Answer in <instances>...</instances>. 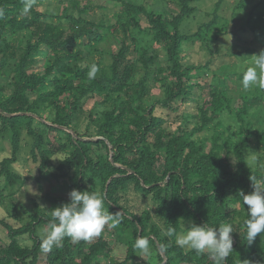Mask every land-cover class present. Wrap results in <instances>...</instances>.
Listing matches in <instances>:
<instances>
[{"label":"trees","instance_id":"16d2710c","mask_svg":"<svg viewBox=\"0 0 264 264\" xmlns=\"http://www.w3.org/2000/svg\"><path fill=\"white\" fill-rule=\"evenodd\" d=\"M42 1L0 0V139L11 147L9 155L0 149V206L10 201L0 217V264H100L102 258L103 264H215L207 253L175 243L193 223L233 226L224 264H264V234L249 244L239 196L253 191L251 178L264 180V128L252 112L264 107V92L229 93V76L242 80L244 70L218 65L219 74L206 78L221 57L217 39L227 27L213 41L207 36L226 0H172L174 12L117 0L125 17L114 24L88 20L91 2L61 0L55 15L37 11ZM248 2L239 0L232 15ZM25 3H31L27 14ZM261 6L264 0L253 10ZM200 17L195 32L184 30V21ZM134 31L150 34L151 46L140 45ZM113 37L116 47L95 49L99 71L89 78L92 65L79 66L85 54L74 44L91 50ZM196 43L209 57L203 64L185 62L186 47ZM155 88L161 93L153 98ZM27 162L39 191L43 182H56L43 200L28 204L15 201L14 189L26 178L13 168ZM73 189L100 193L110 213L121 211L122 223L44 251L51 211L68 203ZM106 234L127 238L123 260L111 256ZM139 237L153 251L142 261Z\"/></svg>","mask_w":264,"mask_h":264},{"label":"rangeland","instance_id":"374dc122","mask_svg":"<svg viewBox=\"0 0 264 264\" xmlns=\"http://www.w3.org/2000/svg\"><path fill=\"white\" fill-rule=\"evenodd\" d=\"M61 0H44L42 2L37 3V11L40 13H48V14H58L61 10V5L59 3ZM69 1V0H63ZM128 3L132 4H140L145 6L146 8H155L165 12L169 11H176L177 6L172 0H125ZM239 0H226L224 6L221 10V18L218 21L217 26L213 27L207 37L213 41L214 36L220 33L222 30V26L225 25L227 27L226 31L217 39V43L220 48L221 57L217 58L213 61L211 66V70L209 75L206 76L207 79H211L213 72L219 74V71L216 70V67L221 65V69L228 71V72H242L246 70L249 66L252 65L253 60L252 56L258 55L262 50H264V6L256 8L253 10L255 4L258 0H249L248 4L241 9L236 10L232 15L233 8L238 3ZM88 2H91L95 7L92 10L88 11L87 16H85L88 20L98 21L102 19L104 23L114 24L120 17H125V10L121 3L117 0H82L80 2L81 5H84ZM253 10L252 14L250 11ZM197 18V17H196ZM203 18L200 17L196 21L186 20L183 23L184 30H190V32H195L197 29V24L202 22ZM207 22L208 20L205 19ZM144 24V21H141ZM257 28V29H251ZM134 36L140 40V45L148 47L151 46V36L150 34H137L134 31ZM105 43V44H104ZM119 41L113 37L108 38L106 41H102L98 46L95 45L94 48L91 50H87L83 47L80 43L74 44L75 51H83L85 54L83 61L79 64L80 67H84L85 65H93L98 55L96 54L95 49L105 47L107 44L111 45V47H116ZM157 49L159 54V61H164V54L161 49L159 48H151ZM186 59L185 62L191 64H203L205 60L209 57L205 55V53L201 49V45L196 43L194 45H188L186 47ZM242 80H237L234 76H229L227 83L228 89L230 90V94L232 96H236L238 92H248V91H256L257 89L262 90L264 92V88L253 85L249 89H244L242 85ZM234 82V83H233ZM161 90L155 88L152 90V97L156 98L159 97ZM264 102V98H263ZM89 106L91 104L89 103ZM255 113L256 117L262 122V125L256 124L257 127L264 128V107L256 108L252 110ZM170 121L174 123V115L170 114ZM175 125L170 124L169 129H174ZM52 136V134H51ZM0 149H2L6 154L11 153V147L6 139H0ZM2 155H0V159ZM25 164H14L13 168L17 173H21L22 176L26 178L25 185L18 190L19 187H16L14 190L18 191L15 195V201L26 203L30 198L37 197L41 200L45 193L49 192L51 187L56 184L54 180H50L49 182H43V190L39 191L36 185V182L31 177L33 174L36 176V171L31 169V164L29 162ZM31 172V176H30ZM4 193H7L4 191ZM67 195V192H65ZM58 194V193H56ZM43 200V199H42ZM14 202L15 204H18ZM10 208V201H4L3 204L0 206V217L4 216L6 211H9ZM11 211V210H10ZM12 221V220H10ZM13 223V221H12ZM109 234V233H108ZM108 234L104 235L108 237L109 245L111 248V256L121 261L125 256L126 251V237L125 236H113L110 237ZM0 238L5 239V234L2 229H0ZM153 254V251H151ZM150 254V255H151ZM148 255L140 254L136 260L142 261L147 259ZM106 263V259L102 258L100 260V264Z\"/></svg>","mask_w":264,"mask_h":264},{"label":"clouds","instance_id":"9594fccd","mask_svg":"<svg viewBox=\"0 0 264 264\" xmlns=\"http://www.w3.org/2000/svg\"><path fill=\"white\" fill-rule=\"evenodd\" d=\"M31 3H25L24 12L27 14ZM3 12L0 11V16ZM253 63L242 74V85L249 89L253 85L264 88V50L252 56ZM99 71L93 64L88 73L94 78ZM253 191L249 194L239 193L243 206H247V219L244 221L246 237L251 244L258 235L264 234V180L251 178ZM69 202L62 203L51 211L52 220L47 231L42 236L41 247L50 251L52 247L59 246L65 238L74 241H89L99 236L106 226L115 228L122 223V213H110L105 207L104 197L98 192L78 191L73 189L69 194ZM184 227V226H183ZM233 226L224 223L218 228L206 224H191L184 232L175 237V243L196 254L207 253L215 264H224V261L233 251ZM169 236L174 235V229L169 228ZM135 247L144 255L151 254L149 239L139 237ZM248 262V261H247ZM250 264V262H248Z\"/></svg>","mask_w":264,"mask_h":264}]
</instances>
